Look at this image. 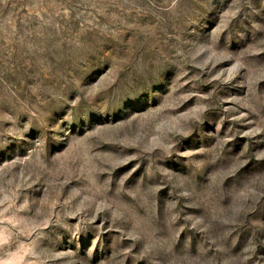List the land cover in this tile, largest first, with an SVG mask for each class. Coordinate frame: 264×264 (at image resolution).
<instances>
[{
    "label": "rangeland",
    "instance_id": "374dc122",
    "mask_svg": "<svg viewBox=\"0 0 264 264\" xmlns=\"http://www.w3.org/2000/svg\"><path fill=\"white\" fill-rule=\"evenodd\" d=\"M0 264H264V0H0Z\"/></svg>",
    "mask_w": 264,
    "mask_h": 264
}]
</instances>
